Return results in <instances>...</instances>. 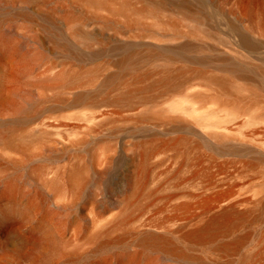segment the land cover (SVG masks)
<instances>
[{
  "label": "rangeland",
  "instance_id": "374dc122",
  "mask_svg": "<svg viewBox=\"0 0 264 264\" xmlns=\"http://www.w3.org/2000/svg\"><path fill=\"white\" fill-rule=\"evenodd\" d=\"M262 66L264 0H0V264H264Z\"/></svg>",
  "mask_w": 264,
  "mask_h": 264
},
{
  "label": "bare ground",
  "instance_id": "6f19581e",
  "mask_svg": "<svg viewBox=\"0 0 264 264\" xmlns=\"http://www.w3.org/2000/svg\"><path fill=\"white\" fill-rule=\"evenodd\" d=\"M179 2V1H178ZM100 3H102V2H100ZM169 4V3H168ZM125 6H124V8H126L127 7V4H124ZM173 6V5H172ZM131 7V6H130ZM178 7H179V9H183L186 13H190V12H192V9L193 8H191V5L188 3V2H182V3H180L179 5H178ZM198 7V6H197ZM204 18V17H203ZM207 19H209V18H207ZM211 20V19H210ZM235 29V28H234ZM256 36V35H255ZM257 37V36H256ZM256 48V47H255ZM75 54V53H74ZM262 67H264V66H262ZM224 85V84H223ZM255 87H257V88H259V86L258 85H255ZM10 143H11V141H9ZM8 211V210H7ZM13 212V211H12ZM233 214H236V221L237 220H239V219H241V218H243V216L241 215V213H233V212H231L230 210H224V212L220 215V216H216V217H214L212 220H210V222L208 221V223H206V225H203V226H201V227H199V228H197V229H195V230H190L189 231V236H191L192 238H204L205 236H207V235H209L210 234V232L212 231V226L213 225H217V222L219 223V218H221L222 216L223 217H227V216H229V215H233ZM238 214V215H237ZM242 214H244V213H242ZM7 215V214H6ZM234 217V216H233ZM21 218V217H20ZM228 219V218H227ZM221 221H224V219L223 220H221ZM220 221V222H221ZM21 221H18V222H16L15 224H14V229L15 228H17V226H18V224L20 223ZM225 224V223H224ZM214 228V227H213ZM147 237H148V239H150V241H152L153 243H157L159 240H161L163 237L162 236H159L158 234H155V233H148V235H147ZM21 238H19V240H20ZM50 240H52L51 239V237L49 236V235H46V234H42V236H34V237H32V238H30V239H28V241L30 242V243H33V245H35V246H37V245H39V246H41V248H43V247H47L48 245H49V242H50ZM22 243L24 242V241H26L27 242V240H24V239H21L20 240ZM19 241V242H20ZM169 245V244H168ZM131 255H133V253L131 254ZM135 255V254H134ZM137 256V259L138 258H140V256L139 255H136ZM132 257V256H131ZM128 258V257H127ZM136 258V257H135ZM125 259H126V256H125ZM132 259V258H131ZM136 259V260H137ZM190 261V260H189ZM194 260H191L190 262H193ZM132 262V261H131ZM134 262V261H133Z\"/></svg>",
  "mask_w": 264,
  "mask_h": 264
}]
</instances>
